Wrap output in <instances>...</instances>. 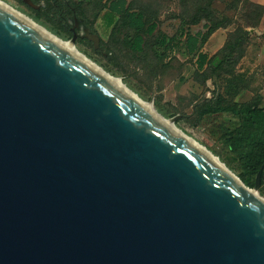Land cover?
<instances>
[{"label":"water","instance_id":"water-1","mask_svg":"<svg viewBox=\"0 0 264 264\" xmlns=\"http://www.w3.org/2000/svg\"><path fill=\"white\" fill-rule=\"evenodd\" d=\"M0 264H264V203L0 4Z\"/></svg>","mask_w":264,"mask_h":264},{"label":"rangeland","instance_id":"rangeland-1","mask_svg":"<svg viewBox=\"0 0 264 264\" xmlns=\"http://www.w3.org/2000/svg\"><path fill=\"white\" fill-rule=\"evenodd\" d=\"M4 1L65 41L72 42L75 36L74 45L82 53L121 79L144 101L152 103L162 116L175 118L179 130L210 151L239 178L240 151L230 148L224 136L226 131L238 127V116L204 114L201 107L250 102L264 107V0H216L213 11L217 19L228 26L208 36L209 21L183 23L182 0H129L133 8L146 9L149 17L158 21V38L166 39L165 45L156 46L157 55L164 57L163 63L132 52L124 42L128 34L123 26L111 41L109 28L98 22L94 32L80 22L77 26L76 18L60 11L54 0ZM81 27L97 35L96 41L83 35ZM238 30L246 33L243 57L223 70L207 67L200 70L197 55L187 50V35L205 34L207 37L200 50L211 58L225 46L229 35ZM257 192L264 199V185L260 184Z\"/></svg>","mask_w":264,"mask_h":264},{"label":"trees","instance_id":"trees-1","mask_svg":"<svg viewBox=\"0 0 264 264\" xmlns=\"http://www.w3.org/2000/svg\"><path fill=\"white\" fill-rule=\"evenodd\" d=\"M183 23L193 25L201 20L210 23L208 35L227 24L220 22L212 8L216 0H182ZM57 8L67 15L76 18L80 24L94 32L97 22L103 17L106 27L110 29L109 40L123 26L128 34L124 39L130 50L140 56L154 58L163 63L164 57L158 56L157 45H165V37L158 38V21L152 20L146 9H135L129 0H87L77 4L70 0H54ZM205 34H188L186 47L191 55H197V66L200 70L219 69L236 63L244 55L246 33L238 30L229 35L225 46L214 56L209 57L200 49L206 39ZM236 55V57H233ZM233 57V59H232ZM206 69V70H207ZM208 69V70H209ZM205 70V72H207ZM204 114L234 113L239 118L238 127L224 133L225 140L234 151H240L241 163L239 178L249 188L256 186L257 177L264 165V107L250 102L243 105L223 104L217 106L203 105ZM261 185H264V169L261 174Z\"/></svg>","mask_w":264,"mask_h":264},{"label":"bare ground","instance_id":"bare-ground-1","mask_svg":"<svg viewBox=\"0 0 264 264\" xmlns=\"http://www.w3.org/2000/svg\"><path fill=\"white\" fill-rule=\"evenodd\" d=\"M0 4H2L3 6L7 7L8 9H10L11 11H13L14 13H16L17 15H19L20 17H22L23 19H25L26 21H28L29 23H31L32 25H34L35 27L39 28L40 30H42L43 32H45L46 34H48L50 37H52L53 39H55L57 42H59L60 44H62L64 47H66L67 49H69L71 52H73L75 55H77L78 57H80L82 60H84L85 62H87L89 65H91L93 68H95L96 70H98L100 73H102L104 76H106L107 78H109L111 81H113L115 84H117L119 87H121L124 91H126L128 94H130L132 97H134L137 101H139L142 105H144L151 113H153L159 120H161L164 124L168 125L169 127H171L172 129H174L175 131H177L179 134H181L182 136H184L186 139H188L191 143H193L199 150H201L206 156H208L223 172L227 173L232 179L233 181H235L238 185H240L242 188H244L247 192H249L253 197L259 199L261 202L264 203V199L262 197H260V195L258 194V192L252 188L247 187L242 181L241 179H239L237 176H235L232 172H230L226 166L221 163L219 161L218 158H216L213 154L210 153V151H208L207 149H205L202 145H200L196 140H194L193 138H191L190 136H188L187 134H185L183 131L179 130L175 124L172 122L171 119H168L164 116H162L160 113H158L155 108L153 107V105L151 103H148L146 101H144L142 98H140L136 93H134L132 90H130L123 82L121 79L116 78L115 76L111 75L110 73H108L105 69H103L101 66H99L97 63H95L94 61H92L90 58H88L84 53H82L72 42L69 41H65L63 39H61L60 37L57 36V34H53L52 32H50L48 29H46L44 26L40 25L39 23H37L35 20H33L31 17L27 16L26 14L22 13L21 11L17 10L16 8H14L13 6H11L10 4H8L7 2H5L4 0H0Z\"/></svg>","mask_w":264,"mask_h":264},{"label":"crops","instance_id":"crops-1","mask_svg":"<svg viewBox=\"0 0 264 264\" xmlns=\"http://www.w3.org/2000/svg\"><path fill=\"white\" fill-rule=\"evenodd\" d=\"M98 23H102V25H104L106 27V24H105L103 17L98 21Z\"/></svg>","mask_w":264,"mask_h":264}]
</instances>
